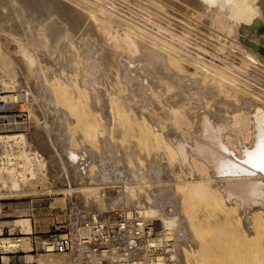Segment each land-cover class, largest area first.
<instances>
[{"label":"bare ground","instance_id":"bare-ground-1","mask_svg":"<svg viewBox=\"0 0 264 264\" xmlns=\"http://www.w3.org/2000/svg\"><path fill=\"white\" fill-rule=\"evenodd\" d=\"M8 1L20 30L0 23V99L31 95L46 119L32 133L39 149L24 134L0 135V194L46 179L47 156L76 210L89 197L141 210L175 240L180 264H215L220 249L235 255L220 251L223 264H264V173L243 163L264 135V87L251 82L264 67V15L253 8L264 0H228V18L190 0ZM186 15L209 17L229 40L209 51ZM230 101L246 106L223 124ZM209 241L226 247L213 244L212 255ZM18 250L32 252L31 239L0 238L1 254ZM38 255L30 263L74 264Z\"/></svg>","mask_w":264,"mask_h":264},{"label":"rangeland","instance_id":"rangeland-1","mask_svg":"<svg viewBox=\"0 0 264 264\" xmlns=\"http://www.w3.org/2000/svg\"><path fill=\"white\" fill-rule=\"evenodd\" d=\"M1 1L2 0H0V4L1 5L2 4L6 5L7 7H6L5 10H0V23L2 22L1 24L3 26L14 25V23L15 24L17 23V26H18V22H17L18 20H15L16 19L15 16L13 14L9 13L11 11L10 7L8 6L9 5L8 4L9 1L8 0H6V2H5V0H3L2 2ZM222 1L223 0H190L189 4L190 3L191 4H196V6H197L196 8L198 10L200 8V10L202 9L201 12L202 11L203 12L208 11L209 14H213V12L221 10L224 18H226V17L228 18V16H229V11H228L229 10V1L228 0H224V3ZM159 3L164 5L165 7H167L169 10H171L172 13H173V11H175L174 13H177L175 15L181 16V13L178 12L177 9L175 10V8H172L171 6L165 5V3H161V2H159ZM226 4L228 6H226ZM253 8L257 9L260 12V14L264 15V3L262 4V3L259 2L257 4H254ZM6 12H8V13H6ZM186 17H187V19H189V21L191 20L192 23L194 22L193 23L194 24L193 27H194V29L197 28L195 31L199 30L198 32H201V34L206 33V35L203 37V38H205L206 41L202 45L206 49H208L209 51L214 52L217 40L218 41L219 40H223V41L229 40V38H226V35L224 34V32L221 31L220 28L216 27L212 23V20H210L209 17H205L202 20H199L198 18H195V17L192 18V17H190L188 15H186ZM14 20H15V22H14ZM178 25H180V24H177L176 26H174V29H177L178 27H180ZM18 29L20 30L19 26H18ZM208 37H210V38H208ZM211 37H213L214 39H211ZM215 38H220V39H216L215 40ZM207 39H209V40H207ZM213 43H215V44H213ZM213 45H215V46L213 47ZM236 54H239L238 50L236 51ZM219 56H221V55H219ZM258 56H259V54H258ZM206 58L209 59V60L215 61V63H220L217 59L212 58V57H210L208 55H207ZM18 69H19V72H20L19 73L20 77L18 76V80H19V84L20 85L18 86L19 88L16 91H17V93H22L23 90L26 89V85L23 84L24 81H22L23 78L21 76L22 73L25 75V72H24L25 70L20 65H19ZM262 71L261 70L259 71L260 73L262 72L261 73L262 76L260 75L256 80H254V79L251 80V82L253 81L252 90L254 92L258 88L264 87V80H263L264 79V77H263V75H264V67H262ZM260 78H262V79H260ZM254 81H256V82H254ZM21 84H22V86H21ZM23 85H25V86H23ZM258 90H260V89H258ZM236 91L239 94L242 93L240 91V89L236 90ZM30 97H31V95H30ZM31 99H32V101H30ZM33 100H34L33 97H31L29 99V103L30 104H29V108L26 109L25 116L22 117V119L21 118L20 119L16 118L15 121H13V123L15 122L16 124H14L13 126H10V127H7V128H2L1 127L0 128V135H11V134H16V133L17 134L18 133L24 134V135L27 136L28 140L30 141L31 147L39 149V146L36 143V138L37 137H32V133H33V130H39V131L42 130V126L41 125H43V124H41V123H42L43 120L46 119L45 118L46 115L44 113L45 116L42 117L43 113H42L41 107L40 106H36V105H39L40 103L39 102L36 103V100H34V101ZM233 104L234 105L236 104L235 105L236 107L233 106ZM241 104H242V106H241ZM227 106H229L230 109L233 108L236 111L237 109H239L241 107H244L246 105H244L241 101L239 103H238V101L237 102L235 101V103L233 101L232 102L230 101V103ZM239 106H241V107H239ZM39 107H40V109H39ZM229 107H227V108H229ZM233 109L225 110L223 112L224 115L221 114V116H220L221 119L219 117L217 120L221 121L224 124L226 119L228 120V118H230V116H229L230 115V111H232ZM40 110H41V112H40ZM226 111L228 113H226ZM29 112L31 114H29ZM222 116H223V118H222ZM224 116H227V118L226 117L224 118ZM36 118H37V121L40 120L39 121L40 123L36 121ZM21 122H22V124H20ZM36 128H38V129H36ZM44 166L46 167V170H47L46 179L39 180V181H38V179H35L36 181L34 180V182H36V183H34V184L32 182L33 180H31L25 187L22 188L23 191L21 190L18 193H13V194H8L7 193L6 194V190L2 188V194H0V227H9L11 229V231H13L14 237L13 236H7V237H11L13 239H17V238H20V237H23V236L29 237L31 239L32 250L34 248L32 246V241H34V240L38 241L40 238L45 236L47 233L53 232L54 229L58 226L57 225V221H60L62 219L63 214L65 212H67V213H69V212L80 213V214L82 213L83 215H88V214L95 213L96 211H101V209H103L101 207H96L94 202L91 203V201H90L91 197H89L90 198L89 199V204L90 205L89 204H87V206L85 205L86 209L83 206L84 204L80 205V206H83V208H77V210H76L75 208L77 207V205H76L75 199H73L72 197L63 196V194L62 193L60 194V191H58L61 188H66V183L65 184H64V182L60 183L56 179L57 177L54 178V174L56 175V169L53 167V164L48 160L47 156H46V159L44 158ZM56 182L57 183L59 182V183L57 184ZM63 185H65V186H63ZM25 190H28V191H25ZM79 196H81V198H82L81 194H79ZM110 201H111V199L108 200L106 202V204H104V206L106 208L109 207L108 203ZM175 203H176L177 206H179L177 201ZM74 204H75V206H74ZM104 206H102V207H104ZM30 207L36 208V212L34 213V215L32 217L29 215V213H27V209H29ZM105 207H104V210H105ZM164 208L162 207V209L164 211L166 210L165 212L170 210V208H168L167 206H165ZM85 211H87V212H85ZM200 214H201V212H200ZM157 223L159 224V222H157ZM167 224L169 225L170 223L167 222ZM202 225L203 224L201 223V226ZM203 226H204V228H202ZM203 226L201 228L203 229L202 231H203L204 234L203 233L202 234L204 236V239L207 238V237H205L206 233L209 234L208 238L209 237L212 238V234L209 233V232H211V230L210 231H208L209 229L207 230V228H208L207 223H204ZM159 227H160V224H159ZM160 229H161V227H160ZM205 229L207 230V232L205 231L206 233L204 232ZM5 231H6V228H4V233H5ZM19 232H20V234H18ZM211 241H209L208 244L209 245L212 244L211 248L213 247V249H214L212 255H214L215 253L220 255V253H221L220 251H222L224 253L222 255H220V256H223L225 254V250L222 247L223 246L226 247V244L222 245L221 241L220 242L219 241H214V243L213 242L211 243ZM217 242H219V244H217ZM220 243H221V245H220ZM184 244L187 245L188 242H184ZM213 244L215 245V247H216V245L217 246L220 245L219 248H222L224 251L220 249V251H219L220 253L216 252L215 250H219V248H214ZM214 251H215V253H214ZM262 253H263V255L262 254L261 255L264 256V251ZM38 254L39 253H36L35 251H32L30 253H25V252L22 253L19 250L18 251H14V252L10 251L9 253H6L5 255L1 254V252H0V264H32L29 261V255H34V258L35 257L37 258L39 256ZM217 254H215V255H217ZM208 255L209 254H207V256ZM219 255L217 256L216 259L212 258L210 255H209L210 256L209 258H211L212 260L214 259L212 262H215V264L216 263L217 264H223V262H221V261L224 260L225 256H223L224 257L223 259L221 257V260H217V259H220V258H218ZM225 255H226V260L228 262H230V259H231V263H233L232 262V258H233L234 262L236 261L235 258H234L235 257L234 254H233L234 257H232L233 255L231 256V255L227 254V252H226ZM227 255L231 256V257H229L230 259H227V257H228ZM2 256H8L9 258L2 263V259H1ZM215 260H217V261H215ZM209 261H210V259H209ZM218 261H220V262L218 263ZM212 262H210V263H212ZM228 262H227V264H229ZM224 263L226 264V262H224ZM212 264H214V263H212Z\"/></svg>","mask_w":264,"mask_h":264},{"label":"built area","instance_id":"built-area-1","mask_svg":"<svg viewBox=\"0 0 264 264\" xmlns=\"http://www.w3.org/2000/svg\"><path fill=\"white\" fill-rule=\"evenodd\" d=\"M29 98L21 94L17 99H0V128L13 126L16 118L25 116ZM35 212L34 207L27 209L31 217ZM57 225L32 241V251L66 253L74 264H180L175 240L164 235L157 221L131 206L113 204L88 215L65 212ZM4 236L14 237L13 231L0 227V237Z\"/></svg>","mask_w":264,"mask_h":264},{"label":"snow or ice","instance_id":"snow-or-ice-1","mask_svg":"<svg viewBox=\"0 0 264 264\" xmlns=\"http://www.w3.org/2000/svg\"><path fill=\"white\" fill-rule=\"evenodd\" d=\"M225 151L227 150L225 149ZM244 156L246 157L243 160L244 164L250 165L253 169L264 173V135L261 136L259 142L256 144L253 150H244ZM229 166L236 167V165L234 164H231ZM237 170L239 171L241 169Z\"/></svg>","mask_w":264,"mask_h":264}]
</instances>
